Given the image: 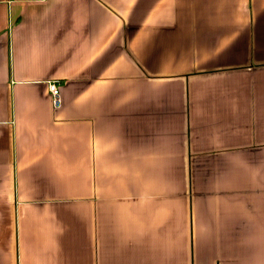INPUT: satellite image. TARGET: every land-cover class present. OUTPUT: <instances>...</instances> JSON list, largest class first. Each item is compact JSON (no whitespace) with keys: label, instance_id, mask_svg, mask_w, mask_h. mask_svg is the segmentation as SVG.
<instances>
[{"label":"crops","instance_id":"1","mask_svg":"<svg viewBox=\"0 0 264 264\" xmlns=\"http://www.w3.org/2000/svg\"><path fill=\"white\" fill-rule=\"evenodd\" d=\"M0 264H264V0H0Z\"/></svg>","mask_w":264,"mask_h":264},{"label":"built area","instance_id":"2","mask_svg":"<svg viewBox=\"0 0 264 264\" xmlns=\"http://www.w3.org/2000/svg\"><path fill=\"white\" fill-rule=\"evenodd\" d=\"M46 84L48 95L51 100V107L52 109H57L61 101V99L59 98L58 83L55 81H48Z\"/></svg>","mask_w":264,"mask_h":264}]
</instances>
